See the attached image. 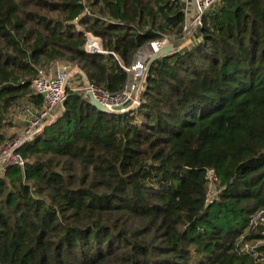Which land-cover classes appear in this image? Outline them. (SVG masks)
Listing matches in <instances>:
<instances>
[{
	"label": "trees",
	"instance_id": "16d2710c",
	"mask_svg": "<svg viewBox=\"0 0 264 264\" xmlns=\"http://www.w3.org/2000/svg\"><path fill=\"white\" fill-rule=\"evenodd\" d=\"M186 0H0V150L39 70L66 61L120 92L145 46L179 39ZM104 53L86 51L87 34ZM80 77V76H79ZM0 165V264H264V0H221L150 67L140 106L62 115ZM214 171L211 197L208 172ZM247 247V248H246Z\"/></svg>",
	"mask_w": 264,
	"mask_h": 264
},
{
	"label": "built area",
	"instance_id": "2783aa9c",
	"mask_svg": "<svg viewBox=\"0 0 264 264\" xmlns=\"http://www.w3.org/2000/svg\"><path fill=\"white\" fill-rule=\"evenodd\" d=\"M190 2L191 0H186V22L183 35L178 41H186L189 38L191 40L195 34L197 35L204 14L215 8L221 0H194L193 7ZM190 7L193 8V16L191 19L188 17ZM87 39L86 51L88 53H104L100 39L89 33L87 34ZM95 40L98 41L97 45L92 44ZM176 40L177 39L174 38L164 37L150 43L139 51L136 55L134 64L129 68H126L128 80L120 92L111 93L108 90H102L91 86L90 90L96 100L110 110V112H113L116 109L126 111L132 106H134L136 110L141 104V96L145 90L149 72L147 66L150 59L157 51L167 45L172 46L176 52L178 50L175 46V43L178 42ZM73 68L74 66L69 62L59 61L53 63L47 69L39 70L37 77L32 81L31 88L35 95L42 98L43 106L41 109L29 106L27 110L32 115L29 125L21 130L20 135H18L15 140L11 143H8L7 141L4 146H2L0 150L1 172L5 171V168L10 165H19L23 167L25 165L24 159L17 153V151L14 152V150L18 146L22 147L28 140H31L36 134H38V131L42 127L50 126L62 115L67 90L71 87V80L73 77H70V74ZM73 89L79 90L77 88ZM81 90H84L87 93L85 84L84 88ZM8 145L10 146L7 147ZM208 178L211 181V184L216 180L213 170L208 172ZM252 225L254 228H264V209L258 213L256 218L252 221Z\"/></svg>",
	"mask_w": 264,
	"mask_h": 264
},
{
	"label": "rangeland",
	"instance_id": "374dc122",
	"mask_svg": "<svg viewBox=\"0 0 264 264\" xmlns=\"http://www.w3.org/2000/svg\"><path fill=\"white\" fill-rule=\"evenodd\" d=\"M191 19V18H190ZM196 34L194 37L190 40V38L186 41H178V39L175 43L176 49H181L182 51H186L188 49L189 45H192L193 42L196 41ZM71 87L77 88V89H83L84 88V82L81 77L74 76L71 80ZM29 106L28 103L21 109H19L17 112H14L11 116V120L13 125L8 127L6 130H4V133L6 135L8 143H11L13 140H15L18 135H20V132L22 129H25L31 121L32 115L28 112L27 108ZM26 109V110H25ZM11 145V144H10ZM8 145L7 147H9ZM216 186L215 184H210V195L211 197L216 195ZM264 245V240L252 242L248 245L249 248H257ZM264 256V255H262Z\"/></svg>",
	"mask_w": 264,
	"mask_h": 264
},
{
	"label": "water",
	"instance_id": "95a60500",
	"mask_svg": "<svg viewBox=\"0 0 264 264\" xmlns=\"http://www.w3.org/2000/svg\"><path fill=\"white\" fill-rule=\"evenodd\" d=\"M194 2V0H193ZM175 51H174V48L170 45H167L165 47H163L162 49H160L159 51H157L153 57L150 59L149 63H148V66H147V70L149 71L150 67L153 65V63L158 60L159 58L161 57H166L170 54H173ZM74 76H80L87 88V94L89 96V99L91 101V103L93 104L94 107H96L98 110L100 111H103V112H110V110H108L104 105H102L98 100H96V98L94 97L93 93L91 92L90 88L92 86L87 74L79 67V66H74L71 74H70V77H74ZM135 110V107L132 106V107H129L128 110L126 111H120L119 109H116L115 111L113 112H110V113H117V114H120V113H125V112H131V111H134ZM46 127V126H45ZM45 127H42L39 131L41 132ZM21 146H18L15 150L17 151Z\"/></svg>",
	"mask_w": 264,
	"mask_h": 264
},
{
	"label": "crops",
	"instance_id": "0c3cea01",
	"mask_svg": "<svg viewBox=\"0 0 264 264\" xmlns=\"http://www.w3.org/2000/svg\"><path fill=\"white\" fill-rule=\"evenodd\" d=\"M190 4L192 5V7H193V1L191 0V2H190ZM192 7H190V9H189V15H188V17L189 18H192V16H193V8ZM191 45H189L188 46V48L190 47ZM181 50V49H180Z\"/></svg>",
	"mask_w": 264,
	"mask_h": 264
},
{
	"label": "bare ground",
	"instance_id": "6f19581e",
	"mask_svg": "<svg viewBox=\"0 0 264 264\" xmlns=\"http://www.w3.org/2000/svg\"><path fill=\"white\" fill-rule=\"evenodd\" d=\"M97 42H98V41H97V40H95V42H93L92 44H93V45H97Z\"/></svg>",
	"mask_w": 264,
	"mask_h": 264
}]
</instances>
